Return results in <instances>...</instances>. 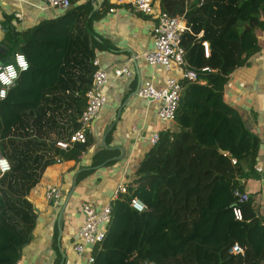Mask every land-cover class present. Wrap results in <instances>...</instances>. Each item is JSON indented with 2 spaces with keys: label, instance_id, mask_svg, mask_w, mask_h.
Returning a JSON list of instances; mask_svg holds the SVG:
<instances>
[{
  "label": "trees",
  "instance_id": "16d2710c",
  "mask_svg": "<svg viewBox=\"0 0 264 264\" xmlns=\"http://www.w3.org/2000/svg\"><path fill=\"white\" fill-rule=\"evenodd\" d=\"M161 11L184 14L187 65L198 71L183 87L175 113L177 130H163L136 169L128 192L112 202V219L91 264H256L264 258V225L248 201L235 220L233 191L246 165L254 162L258 141L223 100L230 74L258 48L254 31L264 28V0H161ZM90 10L77 7L43 21L8 52L29 63L7 97L0 101V153L10 170L0 176V264H15L5 254L26 243L35 225L27 196L56 156L77 159L89 142L60 151L55 141L78 127L91 87L97 38L86 24ZM202 35L199 36V33ZM210 47L211 72L204 65L201 41ZM12 56V55H9ZM232 160H235L233 163ZM138 197L144 211L128 201ZM11 235L4 241L5 233ZM233 243L244 248L235 257ZM13 248V250H14ZM233 256V257H232ZM235 262V263H236Z\"/></svg>",
  "mask_w": 264,
  "mask_h": 264
},
{
  "label": "crops",
  "instance_id": "0c3cea01",
  "mask_svg": "<svg viewBox=\"0 0 264 264\" xmlns=\"http://www.w3.org/2000/svg\"><path fill=\"white\" fill-rule=\"evenodd\" d=\"M161 10V0H153ZM84 7L90 12L86 24L91 36L97 38L95 58L107 73L102 90L106 102L91 121L89 142L77 159L61 156L60 162L46 167L27 199L34 214L35 225L30 239L5 254L17 255L20 264H88L89 251L79 256L73 249L84 222L82 206L96 209L111 201L119 183L131 186L136 169L152 145L147 136L152 132L177 130L176 121L162 122L157 111L161 102L141 98L137 91L145 80L155 88L164 84L167 75L161 66H150L144 52L152 48V15L135 12L130 4L111 0H70L62 10L46 0H0V61L11 59V40L21 41L41 22L53 20L69 10ZM114 8L110 12L109 9ZM257 49L247 62L236 68L223 89V100L239 115L244 129L258 141L252 165H246L238 179L241 190L249 195L255 217L264 225V28L254 31ZM203 63L208 61L203 53ZM210 55V47H209ZM128 66L130 77H116L115 67ZM47 184H56L61 191L58 205L44 198ZM5 233V232H4ZM4 240L12 243L11 235ZM9 243L0 245L1 248ZM238 257L239 254H231ZM232 256V257H233ZM228 261V264H242Z\"/></svg>",
  "mask_w": 264,
  "mask_h": 264
},
{
  "label": "built area",
  "instance_id": "2783aa9c",
  "mask_svg": "<svg viewBox=\"0 0 264 264\" xmlns=\"http://www.w3.org/2000/svg\"><path fill=\"white\" fill-rule=\"evenodd\" d=\"M47 3L55 8L67 10L70 7V0H46ZM117 4L128 3L135 12L143 15H152L154 22L151 29L152 48L143 54L145 62L150 66H161L166 72L164 84L155 88L152 81L145 80L137 91V95L141 98L151 99L161 102V106L157 111V115L162 122H171L175 120V113L178 107L179 98L183 89L181 81H195L198 79V71L189 67L185 60L186 49L182 45L183 35L188 30L185 22L184 14L171 15L167 12L156 10L153 0H111ZM198 6L203 0H197ZM110 12L114 8L109 9ZM202 32L199 33V36ZM203 53L205 57L209 56V44L206 40L201 41ZM264 49V45H263ZM23 57L27 68H22L18 57ZM93 64L98 66V59L94 58ZM29 63L21 52H14L9 61L0 64V76L9 79L10 83L5 84L0 81V91L5 95L0 97V101L7 97L8 91L12 88L19 75L27 70ZM11 70V71H10ZM200 72H211L209 65H203L199 69ZM14 72L15 76L11 75ZM116 77H130L132 71L128 66L115 67L113 69ZM107 73L102 68H96L92 75L91 87L86 92V106L79 118L77 119L78 127L66 138L55 141V147L60 151H68L73 148L76 143H85L87 140L86 132L90 129L91 121L97 116L102 106L106 102V96L102 87L107 82ZM148 142L153 146L159 140V133L152 132L147 136ZM0 161H6L7 170L0 168V176L10 170L8 159L0 153ZM59 156L55 157V162H60ZM234 163L235 160H232ZM128 192V186L125 183H119L113 191L111 201L99 209L94 208L86 203L82 206L84 222L78 232L76 241L73 244L74 251L79 255H83L89 251L87 258L88 264L94 261L92 255L93 248L98 246L104 239L108 226L112 219V202ZM235 203L232 206V214L235 220H243L240 204L249 200L247 192L241 189L233 191ZM44 198L52 204L58 205L62 195L58 185L47 184L44 190ZM129 206L138 211H144L146 205L136 196H132L128 201ZM230 254L243 255L244 248L237 243H233L228 249ZM16 264H20L17 262ZM138 264H157L147 258L140 259ZM256 264H264V258Z\"/></svg>",
  "mask_w": 264,
  "mask_h": 264
},
{
  "label": "clouds",
  "instance_id": "9594fccd",
  "mask_svg": "<svg viewBox=\"0 0 264 264\" xmlns=\"http://www.w3.org/2000/svg\"><path fill=\"white\" fill-rule=\"evenodd\" d=\"M18 60H19V63H20L22 68H27V64H26V62L22 56L18 57ZM11 75L15 76V73L12 72ZM0 81H2L5 84L10 83L9 79L4 77V76H0ZM4 95H5V93L0 91V97H3ZM0 168L7 170V168H8L7 162L6 161H0Z\"/></svg>",
  "mask_w": 264,
  "mask_h": 264
},
{
  "label": "water",
  "instance_id": "95a60500",
  "mask_svg": "<svg viewBox=\"0 0 264 264\" xmlns=\"http://www.w3.org/2000/svg\"><path fill=\"white\" fill-rule=\"evenodd\" d=\"M2 63H3V62L0 61V64H2ZM60 264H62V262H61Z\"/></svg>",
  "mask_w": 264,
  "mask_h": 264
},
{
  "label": "rangeland",
  "instance_id": "374dc122",
  "mask_svg": "<svg viewBox=\"0 0 264 264\" xmlns=\"http://www.w3.org/2000/svg\"><path fill=\"white\" fill-rule=\"evenodd\" d=\"M4 237L6 238V236L4 235Z\"/></svg>",
  "mask_w": 264,
  "mask_h": 264
}]
</instances>
